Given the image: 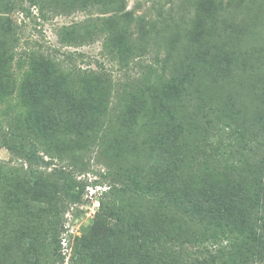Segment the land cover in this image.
I'll list each match as a JSON object with an SVG mask.
<instances>
[{"label":"trees","instance_id":"obj_1","mask_svg":"<svg viewBox=\"0 0 264 264\" xmlns=\"http://www.w3.org/2000/svg\"><path fill=\"white\" fill-rule=\"evenodd\" d=\"M28 1L41 8V0ZM91 1L122 3H78L86 7ZM125 7L106 18L103 28L104 49L122 66L137 50L129 42L133 20ZM13 8L29 13L14 0H0V60L10 52L11 34L9 18L1 16ZM60 34L63 42L79 43L88 38V26L63 27ZM16 55L11 90L3 83L7 67L0 73V102L12 101L2 114L14 115L0 119V147L27 171L0 164L1 264L13 254L21 264H42L44 248L43 264L62 261L64 205L81 203L84 187L60 169L58 194L47 196L37 212L26 210V222L14 221L22 215L16 198L30 191L29 182L47 164L43 157L62 161L80 146L111 155V184L87 234L78 239L72 264H264V120L228 111L217 98L209 106L216 121L197 126L189 120L196 113L179 112L188 93L179 78L120 93L102 69L66 68L33 51ZM197 109L205 118L203 107Z\"/></svg>","mask_w":264,"mask_h":264},{"label":"rangeland","instance_id":"obj_2","mask_svg":"<svg viewBox=\"0 0 264 264\" xmlns=\"http://www.w3.org/2000/svg\"><path fill=\"white\" fill-rule=\"evenodd\" d=\"M14 1L29 13L13 8L1 16L9 18L6 19L11 32L7 41L10 52L0 60V73L6 67L9 73L3 79L6 90H11L17 70L19 56L15 54L33 51L36 56H49L66 68L102 69L114 80V91L118 89L120 93L173 84V79L179 78L185 82L184 91H188L179 112L196 113L201 122L195 116L189 120L197 126L205 125L206 119L216 121V111L210 112L209 106L215 107L217 98L228 111L237 110L251 119L264 120V0H120L118 5L91 1L86 7H80L78 0H41V8L31 6L28 0ZM123 6L132 13L129 42L137 49L126 66L119 65L104 49L108 33L103 31L104 20L119 15ZM6 24L2 22V26ZM74 24L87 25L88 38L75 44L61 41L62 28ZM141 45L144 51L139 50ZM11 103L10 99L0 102L2 121L8 122L14 116L11 112L9 116L2 114L8 112ZM115 103L112 96L111 106ZM198 105L203 107L205 118L199 116ZM110 156L97 146H80L70 148L62 161L43 157L47 164L36 171L33 184L29 182L30 191L25 189V194L16 198L22 215L14 221L22 218L26 222V210L37 212L46 206L47 196L58 194L55 174L60 169L84 187L81 203L64 205L59 235L63 259L55 264H72L78 239L87 234L99 203L107 200ZM0 164L21 174L27 171L26 164L4 147H0ZM7 217L9 220L11 215L8 213ZM2 224L0 221V232ZM46 258L44 248L42 264ZM21 262L13 254L4 264Z\"/></svg>","mask_w":264,"mask_h":264}]
</instances>
